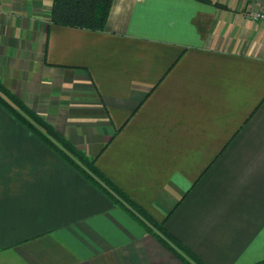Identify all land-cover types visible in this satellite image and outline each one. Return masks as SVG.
Masks as SVG:
<instances>
[{
	"label": "crops",
	"instance_id": "0c3cea01",
	"mask_svg": "<svg viewBox=\"0 0 264 264\" xmlns=\"http://www.w3.org/2000/svg\"><path fill=\"white\" fill-rule=\"evenodd\" d=\"M52 6L0 0L5 86L206 264L264 260V0ZM0 264L190 262L0 103Z\"/></svg>",
	"mask_w": 264,
	"mask_h": 264
},
{
	"label": "trees",
	"instance_id": "16d2710c",
	"mask_svg": "<svg viewBox=\"0 0 264 264\" xmlns=\"http://www.w3.org/2000/svg\"><path fill=\"white\" fill-rule=\"evenodd\" d=\"M202 1L211 2V0ZM113 2L114 0H53L51 20L55 24L63 26L104 30ZM213 3L225 6L222 3ZM0 103L67 162L84 174L113 202L128 210L149 231L158 236L168 248L179 253L190 264H206L197 253L168 231L163 222L157 221L150 212L104 173L97 166L96 157L88 156L84 151L71 144L45 117L5 86L2 80H0ZM255 264H264V260Z\"/></svg>",
	"mask_w": 264,
	"mask_h": 264
},
{
	"label": "built area",
	"instance_id": "2783aa9c",
	"mask_svg": "<svg viewBox=\"0 0 264 264\" xmlns=\"http://www.w3.org/2000/svg\"><path fill=\"white\" fill-rule=\"evenodd\" d=\"M249 18L253 21L264 23V9L250 11Z\"/></svg>",
	"mask_w": 264,
	"mask_h": 264
}]
</instances>
